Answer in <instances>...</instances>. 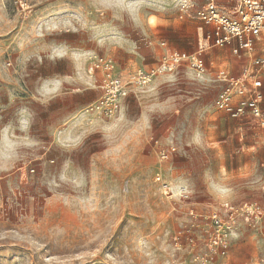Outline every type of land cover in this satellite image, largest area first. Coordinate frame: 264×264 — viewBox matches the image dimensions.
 Returning <instances> with one entry per match:
<instances>
[{"label":"rangeland","instance_id":"1","mask_svg":"<svg viewBox=\"0 0 264 264\" xmlns=\"http://www.w3.org/2000/svg\"><path fill=\"white\" fill-rule=\"evenodd\" d=\"M200 25L174 0H0V264H264V127L215 107V73L240 75L248 52L157 74L70 143L79 93L47 91L64 74L93 85L95 55L127 77L193 53Z\"/></svg>","mask_w":264,"mask_h":264},{"label":"built area","instance_id":"2","mask_svg":"<svg viewBox=\"0 0 264 264\" xmlns=\"http://www.w3.org/2000/svg\"><path fill=\"white\" fill-rule=\"evenodd\" d=\"M230 1H233V5L225 13L222 12L224 7L217 0H205L200 4L196 0H174L179 18L191 16L207 26L208 31L204 36L207 43L200 44L196 53L173 51L163 56L156 67L135 70L127 77L115 71L114 61L108 56L95 55L88 60L83 71L90 77L99 75L94 84L101 90L91 110L105 118L115 116L130 93V87L144 89L149 86L154 76L172 71L183 63L192 67L197 76L204 75L206 66L201 54L205 48L232 46V52L236 55L243 50L253 51L255 42L264 37V0ZM251 65V68H247L238 77L223 71L216 75V79L224 85L216 98L215 107L232 118L251 116L264 127V109L261 106L263 95L260 91L261 80L258 78L264 69V55L253 58ZM173 150V147L160 149L159 158L166 159ZM156 180L160 181V176ZM162 186L166 187V184L163 183ZM180 195L188 196L185 187L180 188ZM251 207L255 210L254 204ZM242 210L249 212L248 209ZM3 214L0 205V217ZM225 237L226 233L222 231L213 240V244L220 248L222 254L225 253Z\"/></svg>","mask_w":264,"mask_h":264},{"label":"crops","instance_id":"3","mask_svg":"<svg viewBox=\"0 0 264 264\" xmlns=\"http://www.w3.org/2000/svg\"><path fill=\"white\" fill-rule=\"evenodd\" d=\"M217 1L220 4V6H223V7L226 6V5H224L225 3L221 2V0H217ZM226 1L228 2L230 0H226ZM197 2H199V1H197ZM227 7L230 8L231 5H228ZM207 31H208L207 30V26H205V25H200L198 27L197 49L193 53L197 52L198 47H199L200 44H206L207 43V41L204 39V36H205V34H207ZM259 41H264V37L261 38L260 40L256 41L255 44L258 43ZM255 44H254L253 51L255 50ZM214 47L215 46H211V47L205 48L203 50L202 54H201L202 58L204 60L205 66H206V72H205L206 75H209L211 73L212 65H213V62L215 61L214 59L217 60L216 64H220V62L223 61V60H221V57H222V59H225L227 50L230 51L231 54H234L232 52V46H224V47H215V48H222V52L219 51V52H217L216 55L214 53H212L210 56H207L209 51L212 48H214ZM253 51H245V50L241 51V53L248 52V54H249L248 55V66L244 68L242 73L247 68H251L252 59L255 58V57H258V56H254V57L252 56V54L250 52H253ZM178 52H185V51H178ZM186 53H188V52H186ZM190 54H192V53H190ZM234 55H236V54H234ZM239 55H236V56H239ZM182 65L189 66L187 63H183ZM115 71L118 73L117 70H115ZM221 71L233 76L228 70H218L215 73V75H217ZM242 73L240 75H238V76H241ZM260 75H261V72L259 73L258 78L261 80V86H262V79H261ZM98 76H99L98 74H95L93 77H91L93 85L86 86L84 88L71 89L70 86L73 85L72 84V77L70 75H68V74L62 75L61 78L60 79H56L55 82H50V83L46 84L47 89H48L47 91H50L51 94H53V95H55V94L56 95H59V94L61 95L62 93H66L67 94V93H70V92L79 93L76 96L79 99V101L77 102V106L74 107V109L78 110L77 113H75L76 118H73L71 123L69 125H67V128L63 132H61V134H60L61 135V139L64 142H66V143H70L71 141H73V138H74L73 137L74 133L69 130L72 124H75L76 122H79V121H84L87 125H93V123H94V120H95V117H96L97 113L92 111L91 108H92L93 104L95 103V101L97 100V98L99 97V95L101 93L100 88L96 84H94V81L95 82L98 81ZM238 76H234V77H238ZM215 79H216V77H215ZM217 81L220 82V84H221V86L223 88V85H224L223 82H221L219 80H217ZM65 83H67L69 86H65ZM132 88L133 89L130 90V93L128 94V96L131 95V94L136 96V91L137 90L134 89V87H132ZM61 91H63V92H61ZM260 91H261V93L263 95V100H262L261 106L264 109V92L261 90V87H260ZM125 99L123 100L122 106L124 104Z\"/></svg>","mask_w":264,"mask_h":264}]
</instances>
